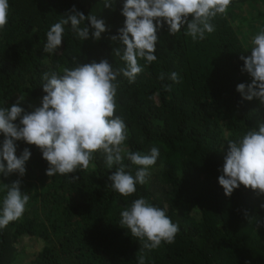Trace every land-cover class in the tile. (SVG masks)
Returning <instances> with one entry per match:
<instances>
[{
    "label": "trees",
    "instance_id": "1",
    "mask_svg": "<svg viewBox=\"0 0 264 264\" xmlns=\"http://www.w3.org/2000/svg\"><path fill=\"white\" fill-rule=\"evenodd\" d=\"M123 2L115 0L108 9L104 0H8V23L0 29V107H10L19 97L26 112L39 107L43 74L73 67V57L80 63L107 59L114 69L125 67L113 52L123 45L110 39L123 27ZM245 2L254 6L264 0H231L227 11L211 21L215 31L203 40L193 41L186 28L170 35L164 25L156 61L140 59L143 71L134 83L122 74L117 77L115 115L128 128L125 147L160 151L148 182L137 185L133 195L121 196L108 186L115 169L107 167L100 153L73 182L60 174L48 177L40 150L17 141L16 155L27 147L31 156L23 177L0 174V201L3 184L17 179L30 199L22 217L0 229V264H137L141 242L119 222L121 210L140 197L163 208L180 228L172 244L145 252V264H264V196L241 185L226 197L217 180L227 142L264 122V105L255 98L244 100L236 91L239 83L251 82L239 59L250 48L238 31L243 14L236 9ZM73 5L86 16L103 19L108 30L99 40L91 35L81 40L65 25L58 51L44 52L47 31ZM257 15L260 31L264 11L258 9ZM161 72L164 80L157 79ZM172 72L178 73L179 83L167 78ZM29 99H37L36 105L25 104ZM124 163L134 174L138 166L127 159ZM257 220L262 226L256 227ZM26 236L42 243L25 258L21 242Z\"/></svg>",
    "mask_w": 264,
    "mask_h": 264
},
{
    "label": "clouds",
    "instance_id": "2",
    "mask_svg": "<svg viewBox=\"0 0 264 264\" xmlns=\"http://www.w3.org/2000/svg\"><path fill=\"white\" fill-rule=\"evenodd\" d=\"M230 3L231 0H124L121 9L125 18L123 27L110 39L123 45L122 50L118 47L113 52L126 62V66L114 69L107 59L80 63L73 57V67L62 66L59 72L43 74L41 85L45 94L39 107L26 112L19 106L23 97L10 107H0V134L3 135L0 174L4 177L13 173L24 176L31 151L25 147L17 156V141L35 145L40 150L48 164L45 173L48 177L60 174L73 182L79 179L75 174L87 169L95 154L100 153L107 167L115 169L108 176V186L121 196L133 195L137 185L148 182L149 169L156 164L160 151L155 146L148 153L125 147L128 128L125 121L115 115L117 77L122 74L129 83H134L143 71L138 61L143 59L146 64L156 61L158 33L164 25L170 35L186 28L185 35L193 41L203 40L206 33L215 31L211 21L217 14H224ZM114 4L115 0H104L105 8L112 9ZM8 16V0H0V29L7 25ZM65 25H70L81 40L90 35L93 40H99L108 30L103 19L90 13L86 16L73 5L47 31L44 52L55 54L58 51ZM239 59L243 61L241 72H246L251 82L239 83L236 91L242 99L251 101L255 98L264 105V28L252 37L250 55H241ZM167 78L174 83L180 82L176 72ZM157 79L164 80L165 74L161 72ZM163 87L171 89V85ZM125 159L138 166L134 174L124 163ZM219 171L218 184L226 197L241 185L257 196H264V122L250 127L239 140L227 142L224 163ZM3 186L0 229L20 219L30 199L21 191L20 179ZM261 207L264 208V204ZM119 225L141 242L137 264H145L146 251L155 250L162 243L172 244L180 231L178 223H174L163 208L154 206L144 197L134 199L121 210ZM260 226L261 222L257 220L256 227Z\"/></svg>",
    "mask_w": 264,
    "mask_h": 264
},
{
    "label": "rangeland",
    "instance_id": "3",
    "mask_svg": "<svg viewBox=\"0 0 264 264\" xmlns=\"http://www.w3.org/2000/svg\"><path fill=\"white\" fill-rule=\"evenodd\" d=\"M238 9H236L237 11H241V13L243 14V17L241 20V24L239 25V32H240V37L241 39L244 41L242 42L244 45L247 41V43H249V55H250V49H251V39L254 35H256L259 32V28H260V23L261 20H259V16L257 15V10H261L262 12L264 11V3L263 2H258L256 3V5L251 6L249 3H242L240 4L239 7H237ZM248 21H247V20ZM259 26V28L257 29V27ZM36 101L37 99H29L26 100L25 104L29 105V106H35L36 105ZM23 246H25L24 252H26L23 256L26 258L28 257V253L30 252V250L34 249H38L41 246V240H39L36 237L33 236H26L25 238L22 239Z\"/></svg>",
    "mask_w": 264,
    "mask_h": 264
},
{
    "label": "built area",
    "instance_id": "4",
    "mask_svg": "<svg viewBox=\"0 0 264 264\" xmlns=\"http://www.w3.org/2000/svg\"><path fill=\"white\" fill-rule=\"evenodd\" d=\"M248 78H250V76L248 75Z\"/></svg>",
    "mask_w": 264,
    "mask_h": 264
}]
</instances>
